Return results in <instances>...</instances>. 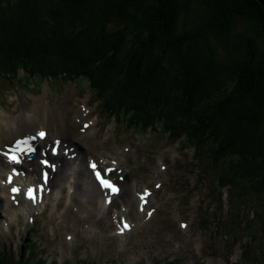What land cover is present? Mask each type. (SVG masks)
Listing matches in <instances>:
<instances>
[{
  "label": "trees",
  "instance_id": "1",
  "mask_svg": "<svg viewBox=\"0 0 264 264\" xmlns=\"http://www.w3.org/2000/svg\"><path fill=\"white\" fill-rule=\"evenodd\" d=\"M14 51L29 65L43 61L17 64L33 74L84 79L139 128L158 123L184 136L230 187L235 217L252 209L250 227L264 224L257 210L264 203L260 3L0 0V57ZM241 231L238 225L231 235Z\"/></svg>",
  "mask_w": 264,
  "mask_h": 264
},
{
  "label": "bare ground",
  "instance_id": "2",
  "mask_svg": "<svg viewBox=\"0 0 264 264\" xmlns=\"http://www.w3.org/2000/svg\"><path fill=\"white\" fill-rule=\"evenodd\" d=\"M60 106V102L57 101V105L54 106V113H55V122H54V126L57 130H61V128L66 129L65 124L68 126L69 125V121L68 119V115L69 112L66 109H63V107L60 106V108H62L61 111H58L57 109ZM40 117V114L38 115H34L32 117H28L26 116L24 113H22L21 115V123H20V128H19V132L20 133H30L33 131V129H35V125H36V121H34L37 117ZM88 121V119H86ZM28 124L27 129H25V125ZM74 146V145H73ZM67 157H65L66 159ZM79 170V177H78V181L80 183V187L83 186V184H81V175L84 173V171ZM77 173V171H76ZM84 177H86L89 180V177L87 176L86 172L84 173ZM79 186V184H78Z\"/></svg>",
  "mask_w": 264,
  "mask_h": 264
},
{
  "label": "rangeland",
  "instance_id": "3",
  "mask_svg": "<svg viewBox=\"0 0 264 264\" xmlns=\"http://www.w3.org/2000/svg\"><path fill=\"white\" fill-rule=\"evenodd\" d=\"M41 62L43 63V61H40L38 58L35 60V62L34 63H31V65H29L28 63H24L23 62V59L22 58H20L19 57V55L17 54V52L16 51H14L13 53H11V54H9V55H7V54H5V55H2L1 57H0V67H1V63H4V64H6V65H8V66H13L14 64H20L21 66H23V65H25V66H27V67H34V66H36V65H38V64H41ZM44 64V63H43ZM37 67V66H36ZM44 67V66H43ZM42 67V68H43ZM21 69L24 71V72H27V70H24L22 67H21ZM91 72L90 73H93V74H95L94 72V69H92V70H90ZM86 75V76H88L87 75V73H84V72H80V73H77L78 75ZM82 75V76H83ZM87 78V77H86ZM65 81H67V80H69V79H71V78H69V77H64L63 78ZM74 79H76V78H74ZM82 83L84 84V86H88V84H87V82H85V81H82ZM66 86H68V85H66ZM72 87V89H74V86H73V84L71 83L70 84V86H69V88H71ZM72 89H71V91H72ZM115 92H116V89H115ZM68 95H69V97H68ZM64 99V100H62V99ZM58 99H60V102H61V105L63 106V108H66L65 106H69L70 105V99H71V94H66V93H64L61 97H59ZM135 106H138V105H135ZM177 108H182L181 106H179V107H177ZM59 111V110H58ZM164 113H166L165 111H162L161 112V114H164ZM187 123L189 124V122L187 121ZM192 127H193V129H195L196 130V128H194V126L192 125ZM198 130H196V132H197ZM208 155H209V152L207 153ZM182 182H184L183 181V179H182Z\"/></svg>",
  "mask_w": 264,
  "mask_h": 264
},
{
  "label": "snow or ice",
  "instance_id": "4",
  "mask_svg": "<svg viewBox=\"0 0 264 264\" xmlns=\"http://www.w3.org/2000/svg\"><path fill=\"white\" fill-rule=\"evenodd\" d=\"M39 135H40L41 138H43L44 133L41 132ZM12 159H13V160H16L17 163L19 162V161L16 159L15 156H13ZM93 168H95V165H93ZM96 175H97V178L100 179L101 184H102L105 188H110L113 192H116V191H117V189H116L115 187H113V186H112L111 184H109L106 180H104V179H102V178L100 177V173H99V172H97ZM13 191H18V190H17V189H13ZM28 195H29L30 198H33V199L35 198L34 193H33L32 190H29ZM142 199H143V197H142ZM124 227L127 228L128 225L125 224Z\"/></svg>",
  "mask_w": 264,
  "mask_h": 264
},
{
  "label": "water",
  "instance_id": "5",
  "mask_svg": "<svg viewBox=\"0 0 264 264\" xmlns=\"http://www.w3.org/2000/svg\"><path fill=\"white\" fill-rule=\"evenodd\" d=\"M258 3H260V5L262 6L263 10H264V0H255Z\"/></svg>",
  "mask_w": 264,
  "mask_h": 264
}]
</instances>
